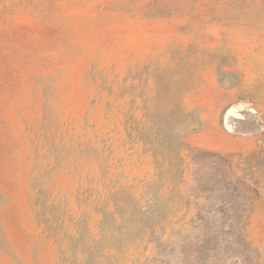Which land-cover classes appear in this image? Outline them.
Instances as JSON below:
<instances>
[{"label": "rangeland", "instance_id": "obj_1", "mask_svg": "<svg viewBox=\"0 0 264 264\" xmlns=\"http://www.w3.org/2000/svg\"><path fill=\"white\" fill-rule=\"evenodd\" d=\"M0 264H264V0H0Z\"/></svg>", "mask_w": 264, "mask_h": 264}]
</instances>
